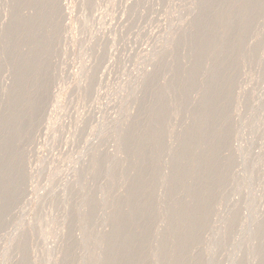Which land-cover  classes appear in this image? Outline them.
Here are the masks:
<instances>
[{"label": "rangeland", "instance_id": "1", "mask_svg": "<svg viewBox=\"0 0 264 264\" xmlns=\"http://www.w3.org/2000/svg\"><path fill=\"white\" fill-rule=\"evenodd\" d=\"M29 2L0 0V264H165V260L172 262L171 255H186L176 257L177 264L182 259L179 264H196L201 260L202 264H237V259L241 261L244 256L245 262L242 260L240 264H250L254 252L260 256L257 250L264 251V171H261L264 124L259 125L264 122V60L260 58L261 54L264 58V0ZM31 15L33 19H29ZM182 54L187 56L181 57L182 63L186 58L189 60L180 66ZM252 57L260 58L262 63L254 58L258 65L254 64ZM174 67L179 71L173 70ZM169 71L175 75L170 74L174 77L170 82L166 80L170 78ZM227 79L230 82L222 85ZM172 88L177 89L173 95ZM222 104L224 109L220 107ZM214 107L222 108L219 115ZM204 112L208 113V119L214 113L213 120L210 117L211 121H205L212 125L204 123L206 129L210 127L205 132ZM255 116L259 121L253 120ZM247 120L251 122H247L248 128L243 127ZM211 127L227 130V135L223 137L221 130L213 128L219 132L216 134L210 131ZM199 128L203 131L198 132ZM259 131L263 132L259 135L261 139H257ZM208 133L212 139L219 135L225 138V142L214 139L219 146L224 144L220 152L216 146H212L216 153L209 146L215 145L212 140L213 143L209 142L210 138L207 147L204 146ZM201 139L205 140L203 144ZM198 143L204 147L198 148ZM182 149L189 150L187 154L183 152L186 159L185 154L183 159L177 155ZM190 151L192 157L188 156ZM207 154L213 155L214 161L218 158L217 167L206 166L213 157L208 158ZM234 157L238 164H231ZM246 158L249 162H245ZM252 159L254 162H250ZM255 163L260 167L257 165L253 172ZM169 167L172 170L176 167L174 170L178 172ZM207 167L218 171L221 180L226 175L223 182L216 180L218 173L208 174L211 172L206 171ZM205 175L216 180L214 183L212 179L209 189L203 182L198 186L208 179ZM204 182L210 184L211 179ZM167 183L177 191L172 192L170 185L168 191ZM196 185L204 186L200 190L205 191H199ZM191 188L197 189L196 193L190 192ZM249 188L253 195L247 194ZM253 188H259V192L254 194ZM178 191L204 193L208 197L201 202L204 212L213 208L216 212L209 215L203 212L201 219L197 211L203 210L200 202H196L201 195L198 199L192 194L193 197L188 196L189 193L175 197ZM169 194L177 201L169 199ZM165 197L169 199L166 202ZM249 197L251 201L255 199L254 204ZM193 201L194 205L197 203L194 210L198 208L196 214L192 213L197 215L196 222L190 214ZM237 202L247 207L242 211L238 210L241 206L235 208V212ZM183 206L186 211L190 210L186 206L192 207L191 212L185 211L189 216L181 215ZM176 207L182 212L178 216L172 214L168 226L166 218L170 215L165 210L179 212ZM144 215L150 216L146 219ZM179 216L194 221L189 223L195 225V230L187 229L190 225L185 226L187 231L183 230L188 223ZM176 217L180 223L185 221L183 225L176 222ZM227 218L231 223H227ZM255 221L262 228L257 224L255 230ZM248 223L250 228L246 226ZM167 226L173 227L172 232L176 226H182L177 234L190 230L188 235L193 238L189 236L186 241L185 235L179 237L183 232L179 236L174 232L176 237L170 239L164 234L168 232ZM158 229L169 238L170 245H166L167 240L162 242L165 237H161ZM250 229L259 230L261 235L256 232V237L253 232V238ZM248 234L249 238H260L250 241L251 244L257 241L256 251V244L248 245L250 239L245 237ZM239 236L244 237V240L240 237L242 242ZM174 238L186 242L182 239L176 243ZM172 241L178 246L183 242L180 245L188 246L191 252L182 246L183 249H175L191 255L178 254L180 251L174 250ZM159 244L163 248L166 245L165 249L171 246L177 254L169 249L170 255L164 256L168 259L161 261L165 252L162 254L164 249L161 251ZM237 244L247 247L245 251L240 247L247 255L235 248ZM229 251L237 254L230 255ZM215 252L218 257L213 262ZM260 253L262 259L254 255L256 264L264 263V252ZM239 254L242 258H237Z\"/></svg>", "mask_w": 264, "mask_h": 264}, {"label": "bare ground", "instance_id": "2", "mask_svg": "<svg viewBox=\"0 0 264 264\" xmlns=\"http://www.w3.org/2000/svg\"><path fill=\"white\" fill-rule=\"evenodd\" d=\"M30 1H31V0H30ZM28 2H29V0H28ZM33 2H35V1H33ZM251 2H252V1H251ZM251 2H247L248 5H249ZM24 3H25V1H24ZM29 3H31V2H29ZM35 3H36V2H35ZM8 5H9V4H8ZM29 5H30V4H29ZM31 5L34 6V3H32ZM31 5H30V6H31ZM35 5H36V4H35ZM25 7H28V6H25ZM34 7H35V6H34ZM34 7H33L32 9L35 10ZM244 8H245V7H244ZM30 9H31V8H30ZM248 9H249V8H247V10H248ZM248 12H249V11H248ZM248 12H247V13H248ZM27 13H30V11L27 12ZM33 13H34V12H33ZM249 13L252 14L253 12H249ZM249 13H248V14H249ZM261 13H263V12H261ZM261 13H260V14H261ZM30 14H32V12H31ZM30 14H29V16H30ZM248 14H247V15H248ZM256 14H257V13H256ZM25 15H26V14H25ZM254 15H255V13H254ZM27 16H28V15H27ZM260 16H262V14H261ZM260 16L258 15L259 18H260ZM31 17H32V18H31ZM31 17H30L29 19H33V15H31ZM244 17H245V16H244ZM250 17H251V15H250ZM252 17H253V15H252ZM255 17H256V16H254L253 19H256ZM258 17H257V18H258ZM246 18H247V17H246ZM196 20H197V18L195 19V21H196ZM198 20H199V19H198ZM198 20H197L196 22H195V21H194V22L197 23ZM245 20H246V19H245ZM248 21H249V19H248ZM248 21H247V22H248ZM245 22H246V21H245ZM259 22H260V19L258 20V23H259ZM245 24H246V23H245ZM248 25H249V22H248L247 26H248ZM185 35H186V34H185ZM188 36H189V34H188ZM225 37H226V36H225ZM225 39H226V38H225ZM225 39H224V40H225ZM190 44H191V43H190ZM190 44H188V46H189L191 49H192V47L194 48L195 43H192V44H194V46H193V45L191 46ZM196 44H197V43H196ZM188 46H187V49L189 48ZM198 46H199V48H200V45H198ZM195 47H196V46H195ZM187 49L185 50V52L187 51ZM202 49H203V47H202ZM193 50H194V49H193ZM195 50H196V48H195ZM195 50H194V51H195ZM200 50H201V49H200ZM200 50H198V51H196V52H199ZM263 51H264V50H263ZM187 52H189V51H187ZM187 52H186L185 54H188ZM196 52L194 53L195 55H197ZM183 53H184V52H183ZM190 53L193 54V51H190ZM185 54H182V56H179V59L181 60V61H180V66H182V64H184L185 61L187 62L186 64H188V60H189V58L187 59V58H186L187 56H186ZM192 54H190V56H192ZM183 55L186 56V57H185L186 59H185V61L182 63V61H183V60H182ZM188 56H189V55H188ZM190 56H189V57H190ZM193 56H194V55H193ZM181 57H182V58H181ZM250 57H251V56H250ZM259 57H260V55H259ZM193 58H195V56H194ZM254 58H255V57H252L253 60H254ZM257 58H258V57H257ZM257 58H255V59H257ZM260 58H261V61L264 60V58L262 59V54H261V57H260ZM260 58H259V59H260ZM191 59H192V58H191ZM259 59H257V61H258ZM248 60H249V59H248ZM248 60H247V61H248ZM191 61H192V60H190L189 63H190ZM247 61H246V62H247ZM251 61H252V60H251ZM251 61H249V62H251ZM254 61H256V60H254ZM254 61H252V62H253L254 64L258 65L257 61H256V62H254ZM261 61L259 60V62H261ZM177 62L179 63V60H177ZM246 62H245V63H246ZM261 63H262V62H261ZM248 64H250V63H248ZM254 64H253V66H256V65H254ZM263 64H264V62H263ZM178 65H179V64H178ZM250 65H251V64H250ZM259 65H260V64H259ZM261 65H262V64H261ZM176 66H177V65H176ZM243 66H244V67H245V66L248 67L249 65H246V64L244 65V64H243ZM263 66H264V65H263ZM177 67H178V69H179V66H177ZM177 67H174L173 70H175V68L177 69ZM247 67H246V68H247ZM251 67H252V65H251ZM263 68H264V67H263ZM178 69H177V70H178ZM171 70H172V69H171ZM173 70H172V73L175 72V71H173ZM178 71H179V70H178ZM178 71H177V72H178ZM169 72H170V73H168V74H169V76H170L171 71H169ZM180 72H181V71H180ZM175 73H176V72H175ZM175 73H174V74H175ZM174 74H173V75H174ZM173 75L171 74V76H173ZM175 75H177V73H176ZM175 75H174V76H175ZM169 76H168V77H169ZM171 76H170V78H167V77H166V80L169 81V82H170L171 80H173L174 77L171 78ZM228 78H229V77H228ZM169 79H171V80H169ZM166 80H165V81H166ZM229 80H231V79L229 78ZM229 80L227 79V82H226V83L224 82L225 84H223V82H222L221 84H222V85H226L228 82H230ZM167 81H166V82H167ZM169 82H168V84L166 83V84L168 85L167 88H170V87H169V84H170ZM163 83H164V82H163ZM163 83H162V86H163ZM263 84H264V83H263ZM172 86H173V85H171V87H172ZM163 87L165 88L166 85L163 86ZM220 87H221V86H220ZM223 87H224V86H223ZM164 88H163V89H164ZM172 89H173L174 91H172ZM172 89H170L171 91L168 89L170 92H172L171 95L174 94L173 92L177 91V89H175V88H172ZM215 89H216V88H215ZM249 89H250V88H249ZM249 89H248V91H249ZM178 90H179V89H178ZM216 90H217V89H216ZM250 90H251V89H250ZM245 91H247V89H246ZM245 91H244V92H245ZM253 91H254V90H253ZM163 92H164V91H163ZM165 92H167V91L165 90ZM170 92H169V93H170ZM214 93H215V92H214ZM245 93L248 94L249 92H245ZM250 93H251V91H250ZM250 93H249V94H250ZM165 94H166V93H165ZM167 95H168V93H167ZM169 95H170V94H169ZM169 95H168V96H169ZM210 100H211V98H210ZM262 101H263V100H262ZM225 102L228 103V100H226ZM261 103H262V102H261ZM263 103H264V102H263ZM263 103H262V104H263ZM225 104H226V103H225ZM243 104H244V103H243ZM245 104H246V103H245ZM262 104H260V105L262 106ZM219 106H220V105H219ZM219 106H218V107H219ZM241 106H242V108H243V106H245V105H241ZM220 107H222V108L224 109V104H222V106H220ZM216 108H217V107H216ZM216 108L214 107L213 110H215ZM222 108H219V110L222 109ZM217 109H218V108H217ZM208 110H209V109H208ZM219 110H215V111H219ZM220 111H222V110H220ZM220 111L218 112V115H219ZM241 111H242V110H241ZM207 112H208V111H207ZM207 112H204V114H203V115H205V117L203 118V119H205L204 121H202L203 119H201L202 116H203L202 113L200 114V115H201V118H200L201 120H200L199 117H198V119H199L200 121H202L203 124L205 123V121L209 122V121H211V120L214 119V118H213V117H214V113H213V114L210 113L211 115L209 114V115H210V116H209V119H210V117L213 116V117L211 118V120H209L208 117H207V116H208L207 114H208L209 112H211V111H209L208 113H207ZM212 112H213V111H212ZM260 112H261V111H260ZM260 112H259V113H260ZM216 113H217V112H216ZM259 113H258V115H259ZM239 114H240V113H239ZM260 114H261V113H260ZM200 115H199V116H200ZM215 116L217 117V115H215ZM206 117H207V118H206ZM216 117H215V118H216ZM254 118H256V119H254ZM254 118H253L254 121H256V120L259 121V119H257L258 117L255 116ZM206 119H207V120H206ZM251 120H252V119H251ZM253 120H252V123H253ZM200 121H199V122H200ZM207 122H206V123H207ZM247 122H249V121H248V120L245 121V123H247ZM260 122H261V120H260ZM206 123H205V124H206ZM210 123H212V122H210ZM249 123H251V122H249ZM255 123H256V122H255ZM203 124H201V125H203ZM205 124H204V125H205ZM207 124H208V126H209V125H212V124H209V123H207ZM226 124H227V123H226ZM230 124H231V123H230ZM253 124H254V123H253ZM260 124H264V122H263V123H259V125H260ZM201 125H200V126H201ZM204 125H203V126H204ZM228 125H229V124H228ZM244 125L247 126V125H249V124H248V123H247V124H243V127H245ZM251 125H252V124H251ZM208 126L205 125L204 132H205L206 130H209L210 127H209L208 129H206ZM218 127H219V126H218ZM249 127H250V126H249ZM211 128L213 129L214 127H211ZM224 128L226 129V127H224ZM247 128H248V126H247ZM199 129H200V130H199ZM199 129H197L198 132L201 131V130L203 131V129H201V128H199ZM214 129H215V130H218V131L221 130V131H220V132H221L220 134H221L222 136L224 135L223 137H225V135H227V130H226V132H224L223 129H221V128H220V129H216V128H214ZM214 129H213V130H210V131H214ZM225 129H224V130H225ZM242 129H243V128H242ZM262 129H263V128H262ZM197 130H196L195 132H197ZM244 130H245V129H244ZM258 130H259V129H258ZM218 131H217V133H219ZM222 131H223V132H222ZM214 132L216 133V131H214ZM214 132H212L213 136H214V134H215ZM261 132H262V131H261ZM261 132L259 131V134L256 132L257 135H258V136H257V139L260 137L259 135H261V134H260ZM263 132H264V129H263ZM263 132H262V133H263ZM209 133H210V132H209ZM209 133H208V138H207L206 136H204V137H206V142H204L205 140H202V139H205V138L202 136L203 138L201 139V144H203V142H204V146L207 147V145H205V144L207 143V141H208L209 138H210V141H209V142H211V143H213L214 141L216 142V140H214V139H220V141L222 140L221 142H225V141H224L225 138H223L221 135H219L217 138H215V137H216V134H217V133H216V134H215V137H213L214 139H212V135L209 134ZM222 133H226V134H222ZM195 134H196V133H195ZM198 134H199V133H198ZM201 134H202V132H201ZM254 134H255V133H254ZM196 135H197V134H196ZM263 135H264V134H263ZM199 136H201V135H199ZM210 136H211V137H210ZM220 137H221V138H220ZM251 137L253 138V136H251ZM251 137H250V138H251ZM253 139H254V138H253ZM259 139H261V137H260ZM262 139H264V136H263ZM211 140H212L213 142H212ZM217 141H218L219 144H220V141H219V140H217ZM255 141H257L256 138H255ZM209 142H208V144H209ZM215 142H214L215 145H213V144L210 145V144H209V146H211V148H212V146H216V148H219V152H220V150H221V148L223 147L224 144L221 143L222 145L220 144V146H221V147H220V146H219L218 144H216ZM263 142H264V141H263ZM256 143H257L256 145L259 144L258 142H256ZM198 144L200 145V143H198ZM198 144H197V146H195L196 149H197V147L199 146ZM261 144H262V143H260V146H262ZM239 145H240V143H239ZM242 145H243V144H242ZM263 145H264V144H263ZM201 146H202V145H200L198 148H201ZM204 146H202V148H203ZM217 146H218V147H217ZM195 147H194V148H195ZM238 147H239V146H238ZM258 147H259V146H258ZM263 147H264V146H263ZM263 147H262V148L259 147V148L263 149ZM192 148H193V147H192ZM208 148H210V147H208ZM211 148H210V149H211ZM213 148H214V149H213ZM213 148H212V149L215 150V153H216V149H215V147H213ZM240 148H245V146H244V147H240ZM206 149H207V148H206ZM206 149H205V151H207ZM254 149H255V148H254ZM184 150H186L187 152L184 151ZM184 150L182 149V152L179 151L177 155H179V156L181 155V158H182L183 155H184L185 153H186V154L188 153V151L190 150V148H189V150H188V149H184ZM194 150H195V149H194ZM202 150H203V149H201V151H202ZM208 150H209V149H208ZM213 150H212V151H213ZM246 150H247V149H246ZM195 151H196V150H195ZM195 151H194V152H195ZM197 151H200V149H198ZM212 151L210 150V152H212ZM217 151H218V149H217ZM253 151H254V150H253ZM257 151L259 152L260 150H257ZM183 152H185V153H183ZM207 152H209V151H207ZM254 152H255V151H254ZM254 152H253V153H254ZM179 153H180V154H179ZM181 153H183V154H181ZM190 153H191V151L189 152V154H190ZM197 153H198V152H197ZM197 153H195V154H197ZM205 153H206V152H205ZM213 153H214V151H213ZM213 153H212V154H213ZM215 153H214V154H215ZM246 153H248V152L246 151ZM256 153H257V152H256ZM186 154H185V156H184L185 159H186V156H187ZM192 154H193V152H192ZM217 154H218V152H217ZM249 154L251 155L252 152L249 153ZM262 154L264 155L263 150H262V152H261V156H262ZM205 155H206V154H205ZM250 155H249V157H250ZM252 155H253V154H252ZM188 156H191V154L188 155ZM193 156H194V155H193ZM212 156H213V155H212ZM212 156H209V155L207 154V157H208V158H209V157H212ZM216 156H217V155H216ZM259 156H260V152H259ZM259 156H258V157H259ZM191 157H192V156H191ZM217 157H218V156H217ZM217 157H216V158H217ZM247 157H248V155H247ZM258 157H257V158H258ZM262 157H263V156H262ZM181 158L179 157V159H181ZM188 158H189V157H187V159H188ZM208 158H207V162H208ZM259 158H260V157H259ZM182 159H183V158H182ZM185 159H184V160H185ZM209 159H212V160H213V159H214V156H213L212 158H209ZM217 159H218V158H217ZM217 159H216L215 161H214V160H213V161H212V160L209 161V163H206V166L209 164V167L212 166L211 169L214 168V164L218 162ZM234 159H235V157H234ZM236 159H237V158H236ZM236 159H235V161H234L233 158H232L233 162H231V164H232V163L234 164L235 162H237V164H238V161H236ZM246 159L248 160V158H246ZM263 159H264V157L262 158V160H263ZM260 160H261V158L259 159V162L262 161V160H261V161H260ZM216 161H217V162H216ZM230 161H231V160H230ZM252 161L254 162L253 159H252L250 162H252ZM263 161H264V160H263ZM184 162H185V161H184ZM210 162H211V163L214 162L213 165H211ZM245 162H249V160H248V161L245 160ZM255 162H257V161H255ZM259 162H257V163H259ZM218 163H219V162H218ZM218 163H217V164H218ZM229 163H230V162H229ZM229 163H228V165H229ZM262 163H263V162H262ZM262 163H261V165H262ZM182 164H183V163H182ZM182 164H179L180 167H181ZM194 164H195V163H194ZM194 164H193V166H192L193 168H195ZM196 164H197V162H196ZM231 164H230V165H231ZM255 164H256V163H255ZM179 165H178V166H179ZM183 165H185V164H183ZM183 165H182V167H183ZM198 165H199V163L197 164V167H196L197 169L200 168V167H198ZM215 165H216V164H215ZM228 165H227V169H228ZM235 165H236V164H235ZM257 165H259V167H260V164H256V167H255V168L253 167L255 170H253V169H250V170H253V172H255V171L257 170L256 168H258ZM263 165H264V164H263ZM201 166H202V165H201ZM203 166H204V165H203ZM206 166H204V167L206 168ZM176 167H177V166H176ZM176 167H175V168H176ZM204 167H203V168H204ZM215 167H217V165H216ZM263 167H264V166H263ZM170 168H171V167H169V170H170ZM175 168H174V169H175ZM177 168H178V167H177ZM183 168H184V167H183ZM205 168H204V169H205ZM207 168H208V167H207ZM229 168H230V166H229ZM174 169H173V170H174ZM180 169H181V168H180ZM211 169H209V168L206 169V171L209 170V171L211 172V173H208V172H207L208 174L213 175L212 173H214V175H215V173H218V171L216 172L214 169L211 171ZM171 170H172V168H171ZM173 170H172V172L175 171V170H174V171H173ZM198 170H199V169H198ZM259 170H260V168H259ZM176 171H177V169H176ZM176 171H175V172H176ZM213 171H214V172H213ZM226 171H227V170H225V172H226ZM228 171H229V170H228ZM261 171L263 172L264 169L261 170ZM170 172H171V171H170ZM172 172H171V173H172ZM175 172H174V173H175ZM177 172H178V171H177ZM220 172H221V171H220ZM223 172H224V171H222V173H223ZM248 172H251V171H248ZM257 172H258V171H257ZM263 173H264V172H263ZM263 173H262V174H263ZM218 174H219V173H218ZM226 174H228V172H227ZM247 174H248V173H247ZM247 174H245V175H246V176H245L246 178L249 177L248 175L251 174V173H249L248 175H247ZM258 174H260V173H258ZM206 175H207V174H206ZM206 175H205V177L207 178L208 176H206ZM223 175H225V173H223ZM223 175H222V176H223ZM260 175H261V174H260ZM260 175H259V176H260ZM218 176H219V177H218ZM220 176H221L220 174L217 175V176L215 175L216 178L218 177V178L216 179V180L218 181V183H219ZM225 176H226V175H225ZM225 176H223V177H225ZM263 176H264V175H263ZM205 177H203V178L206 179ZM212 177H214V176H212ZM223 177H221L222 180L220 179V180H221L220 182H223ZM251 177H252V175H251ZM255 177L258 178V175L255 176ZM255 177L253 176V178H255ZM226 178H227V177H226ZM241 178H242V176H241ZM241 178H238V180L241 179ZM253 178H252V179H253ZM208 179H211V183H210V184L208 183L209 181H208L207 183L204 182V181H207ZM208 179H207V180H204V181L202 180V181H201V184L198 185V186H202V182H203L204 185H205V184H206V185H207V184L209 185V186H207L208 188H206V189H209L210 185L213 184V181H214L215 179H213V178H209V177H208ZM212 179H213V181H212ZM247 179L250 180L251 178L249 177V178H247ZM216 180L214 181V183L216 182ZM241 180H244V179H241ZM244 181H245V180H244ZM187 182H188V181H187ZM242 182H243V181H242ZM240 183H241V181L238 182V184H240ZM167 184H168V185H167V188H168L169 185L171 186L170 183H167ZM172 185H174V184L172 183ZM206 185H205V187H206ZM184 186H186V185H183V188L186 189L187 187H184ZM198 186L196 185L195 187H196L197 189H199V191H202V192L205 191V189H204V190H200V188H205L204 186H203V187H198ZM211 186H212V185H211ZM171 187H172V190H171V188H170V190H171L172 192L175 193V191H177V190H175L176 187L174 186V188H175L174 190H175V191H173V186H171ZM181 188H182V186H181ZM181 188H180V189H181ZM250 188H251V190H252V187H250ZM250 188H249V190H250ZM185 189H184V190H185ZM197 189H196V190H197ZM255 189H256V188H255ZM255 189L253 188V190H254L253 193H254L255 191L257 192V191L259 190V188H258V190H255ZM167 190L170 191L169 188H168ZM167 190H166V191H167ZM182 190H183V189H182ZM189 190H190V192L192 191L193 193H196V192H194V191H196L195 188H191V189H189ZM249 190H248V193H247V194H251L252 191H251V190L249 191ZM260 190H261V189H260ZM262 190H263V189H262ZM262 190H261V191H262ZM186 191H187V189H186ZM186 191H183V192H185V193H184V194L181 193V194H182V195L188 194L189 191H188V193H187ZM199 191H197V194H195V195H193V194L191 193L195 198H196V196H197V199H198V196L201 195V196L199 197V200H196L195 198H193L192 200H194V201L196 200V202L198 201V202H200V203H201L202 201L205 202L206 199H208V197H209V190L206 191V192H208V195H207V193H206V196H208L207 198L204 197V195H203L204 193H203V194H199V193H200ZM172 192H171V194H173ZM179 192H182V191H178V192H177L178 195H175V194H173V195H175V197H176V196H179V195L181 196V194H179ZM198 192H199V193H198ZM202 192H201V193H202ZM258 192H259V191H258ZM165 193H166V192H165ZM165 193H164V194H165ZM167 193H169V192H167ZM177 193H176V194H177ZM260 193H261V192H260ZM191 194L189 193L188 196H189V195L191 196ZM254 194H255V193H254ZM261 194H262V193H261ZM169 195H170V194H169ZM202 195H203V197H204L205 199L202 197ZM251 195H253V194H251ZM256 195H257V196H261V195H258V193H256ZM256 195H255V196H256ZM164 196H166V194H165ZM193 196H191V197H193ZM167 197L170 199V198H171V195H170V196H167ZM172 197H173V196H172ZM201 197H202L203 200L200 199ZM162 199H163V198H162ZM169 199H166V197H165V199H164L165 201H164V202H166V200H169ZM171 199H173V198H171ZM177 199H179V198H177ZM250 199H252V197H249V200H250ZM253 199H254V198H253ZM173 200H174V199H173ZM200 200H201V201H200ZM174 201H177V200H174ZM194 201H193L192 203H190L191 206L193 207V209H192V207L190 208L189 206H186L187 209H190V210L186 211L185 209H183L184 206L181 207L182 210L184 211V212L181 214V215H183V217H185L186 214H187L186 216H189V215L191 214V216L193 217V218H191L192 220H194V218L197 217V215L195 216L194 214H192V213H195V212L198 210V208H197V210H194V207H195V209H196V206H197V203H198V202H197V203L195 202L196 204L194 205V204H193ZM250 201H251V200H250ZM172 202H173V201H172ZM253 202L255 203V199H254V201H251V204H254ZM173 203H174V202H173ZM173 203H172V205H173ZM175 203H176V202H175ZM200 203H198L199 207H201V205H202V203H201V204H200ZM237 203H238V202H237ZM246 203H248V202H246ZM249 203H250V202H249ZM192 204H193L194 206H193ZM203 204H204V203H203ZM235 204H236V203H235ZM240 204H242V203L240 202ZM240 204L238 203V205H236L237 207H234L232 204H231V205L234 207V209H235V208L238 209V207L241 206ZM243 204H245V203H243ZM251 204H250V205H251ZM186 205H188V204H186ZM246 205H249V204H246ZM168 206L171 207V200H170V203H169ZM174 206H175V204H174ZM165 207H167V206H165ZM172 207H173V206H172ZM188 207H189V208H188ZM244 207H245V205H244ZM244 207L241 206V208L238 209V210H241V209H243ZM246 207H247V206H246ZM246 207H245V208H246ZM176 208H177V210H178V207H176ZM201 208H202L201 210H203L202 213H200L201 211H200V212L197 211V214H198V216H199V214H200L199 217L202 219V218H204V217H203L204 215L202 216V214H204L207 210L204 212L205 209L203 208V206H202ZM230 208H231V206H229V209H230ZM163 209H166V208H163ZM168 209L170 210V208H167V210H165V211H166L165 213H167V216L170 215V216L167 217V218L165 217L167 221L169 220V218L171 217L172 214H173V216H174V214H175V216H178V215H180V213L182 212V210H181L180 208H179V209L181 210V212H180L179 210H178L179 212H176V211L174 210L175 213H171V212L173 211L172 209H175V207H173V208L170 210L171 212L168 211ZM191 209H192L193 212H191ZM213 209H214V208H213ZM213 209L210 210L209 212L207 211L208 213H207V212H206V213L209 215V213H211V211H214ZM234 209L231 208V210H233V211H234ZM199 210H200V209H199ZM215 210H216V209H215ZM167 211L170 212L171 214L168 213ZM185 211H186V212H191V213L189 214V213H186ZM241 211H242V210H241ZM162 212H164V211H161V213H162ZM203 212H204V213H203ZM214 212H216V211H214ZM231 212H232V211H231ZM235 212H237L236 209H235ZM235 212H234V213H235ZM251 212H252V211H251ZM161 213H159V214H161ZM185 213H186V214H185ZM232 213H233V212H232ZM232 213L230 214L229 217H232ZM238 213H239V211H238ZM249 213H250V212H249ZM162 214H163V213H162ZM162 214H161V215H162ZM168 214H169V215H168ZM176 214H177V215H176ZM195 214H196V213H195ZM207 214H206V215H207ZM235 214H237V213H235ZM252 214H253V213H251V214H249V215L254 216V214H253V215H252ZM164 215H166V214H164ZM193 215H194V216H193ZM149 216H150V215H144L143 218H146V219H147ZM191 216H190V217H191ZM179 217H180V216H179ZM199 217H198V218H199ZM235 217H236V219H237V215H236V216H233V218H232V222H233V219L236 220ZM158 218L160 219V216H158ZM161 218H163V216H162ZM165 218H163V219H165ZM176 218H178V217H176ZM186 218H187V219H185V218H184V219H181V217H180V220H185V221L187 220L186 223H188V225H187V224L183 225V222H185V221H181L182 223H180L179 218H178V221H176V222H179V225L182 224V225L184 226V228H185V226L188 227V226L190 225V223H189L190 221H191L192 223H195L196 220H197V219L195 218V220H194L195 222H194V221H192V220L189 221L190 218H189V219H188V217H186ZM200 218H199V219H200ZM159 219H158V220H159ZM163 219H161V222H162ZM170 219H171V218H170ZM172 219H173V221L176 220L175 218H172ZM227 220H228L227 223H229V221H230V223H231V219L229 220V219L227 218ZM167 221H165V225H164V226H166V222H167ZM170 221H171V220H170ZM170 221H168L167 223H169ZM173 221H172V223H173ZM159 222H160V221H159ZM174 222H175V221H174ZM234 222H235V221H234ZM234 222H233V223H234ZM258 222H259L260 225H261V223H262L261 220H260V221L258 220ZM263 222H264V221H263ZM173 224H174V223H173ZM175 224H176V223H175ZM175 224H174V225H175ZM177 224H178V223H177ZM225 224H226V222L224 223V225H225ZM246 224H247V223H246ZM246 224H245V225H246ZM251 224H253V223H251ZM257 224H258L257 221H255V224H254V225H257ZM169 225H171V222L168 224V226H169ZM193 225H194V224H192V226L190 225L187 229H189V228L192 227V228H194V229H191V230L194 231V230H195V225H194V227H193ZM245 225H244V226H245ZM254 225H253V226H254ZM258 225H259V224H258ZM258 225H257V226H254L253 228L256 230V227H258ZM260 225H259V227H260ZM162 226H163V224H162ZM164 226H163V227H164ZM168 226H167V227H168ZM172 226H173V225H172ZM228 226H229V225H228ZM246 226H248V228L251 227L249 223H248V225H246ZM167 227H166V229L169 228V230H166V229H165V231H168V232H169L171 227H168V228H167ZM173 227H175V226H173ZM173 227H172V228H173ZM181 227H182V226H180V228H181ZM226 227H227V224L224 226V228H226ZM172 228H171V229H172ZM180 228H177V226H176V230H175V231L173 230V232L170 231L169 233L167 232V233H164V234L167 235V236L170 238V237H176V236H179V235H181V233L183 232V234H182L183 236H179L180 238H181V237H184V235H185L184 238H185V239L187 238L186 241H187V240L189 241L190 238H191V239L193 238L192 235H191L192 237L190 236V234L188 235V232H189L190 230H188L187 234H186V233L184 234V232L187 231L186 228L183 229V230H185V231H182L181 233L179 232L180 234L178 233V234H179V235H178V234H177V229L179 230ZM182 228H183V227H182ZM245 228H246V227H245ZM245 228H244V230H245ZM248 228H247V229H248ZM260 228H262V226H261ZM260 228H259V230H260ZM263 228H264V227H263ZM174 229H175V228H174ZM242 229H243V228H242ZM242 229H241V230H242ZM158 230H159V229H158ZM158 230L156 231V234H158L157 232H159L161 229H160L159 231H158ZM181 230H182V229H180L179 231H181ZM259 230H257V231L254 232L253 229H250L249 231H252V232H250V234L253 233V232H254L253 234H255L256 232L259 233ZM263 230H264V229H263ZM161 231H162V230H161ZM161 231H160V232H161ZM165 231H164V232H165ZM247 231H248V230H247ZM171 232H172V233H171ZM174 232H175V233H174ZM191 232H192V231H191ZM261 232H262V230H260V233H261ZM173 233H174L176 236H175ZM189 233H190V232H189ZM192 233H193V232H192ZM192 233H191V234H192ZM258 233H256L258 236L261 235L260 233H259V234H258ZM262 233H264V231H263ZM169 234H173V236H172V235L169 236ZM250 234L245 235V237L248 239V238H249L248 236H249ZM253 234H251L250 236H253V238H254V236H255L256 234H255V235H253ZM159 235H160V234H159ZM161 235H162V236H161ZM161 235H160L161 237H163V238L165 237V236H163V233H162V232H161ZM187 235H188V236H187ZM193 235H194V234H193ZM257 235H256V237H257ZM262 235H263V238H264V234H262ZM133 236H134V235H133ZM189 236H190V238H188ZM134 237H135V236H134ZM134 237H133V238H134ZM179 237H178V238H179ZM240 237H241V236H239L238 239H239ZM260 237H261V236H260ZM133 238H131L132 241H133ZM137 238H138V237L136 236V239H137ZM163 238H162V240H163ZM166 238H167V237H165V238H164L165 240H163L162 242H164V241H166V240L169 241V240H168L169 238H167V239H166ZM241 238H242V240H244V239H243L244 237H241ZM241 238H240L239 240H241ZM253 238L250 237V238H249L250 240H249V242H248L249 244H248V243H247V244H248V245H255V244H256V245L254 246V247H255V251H256V250H257L256 246H257V244H258L257 241H256L254 244H253V243H252V244L250 243V241L252 242L251 239H253ZM258 238H259V237H258ZM258 238H255V239L257 240ZM134 239H135V238H134ZM170 239H171V238H170ZM174 239H175V238H174ZM182 239H183V238H182ZM182 239H175V240H177L176 243L178 242V240H182ZM247 239H245V240H247ZM255 239H253V240H255ZM259 239H260V238H259ZM129 240H130V238H129ZM160 240H161V239H160ZM160 240H159V241H160ZM175 240H174V241H175ZM242 240H241V242H242ZM132 241H131V242H132ZM167 241L165 242L166 245H170V241H169V244H167ZM182 241H185V240L183 239ZM186 241H185V242H186ZM247 241H248V240H247ZM131 242H130V243H131ZM133 242H134V241H133ZM162 242H161V243H162ZM172 242H173V241H172ZM172 242H171V243H172ZM185 242H184V243H185ZM236 242H239V241H236ZM241 242H239V243H241ZM244 242L246 243V241H244ZM258 242H259V241H258ZM158 243H159V242H158ZM158 243H157V244H158ZM165 243H164V244H165ZM173 243L175 244V242H173ZM173 243H172V244H173ZM180 243H183V242L180 241V242H179V246H178V244H175V246H173L174 244H173V245L171 244V245H172V247H174V250L180 251V250H178L179 247H180V249H181L182 247H184V246H182V245H184V244L180 245ZM220 244L222 245V243H220ZM241 244H243V243H241ZM159 245H160V249H161V251L164 249V251L162 252V254L165 252V254H163V256H161V257H163L164 259H162V258L160 257V258H161V261H162V260H165V259H168V257L166 258V257H164V256H165V255H167V256L170 255V254H168V253H170V250H169V249L172 250L171 246L168 247L167 249H165V248H166V247H165L166 245H164V248H163V246H162L163 243H162V245H161V244H159ZM176 245H177V247H176ZM244 245H245V244H244ZM181 246H182V247H181ZM218 246H219V245H218ZM246 246H247V245H246ZM156 247H157V246H156ZM187 247H188V246H186V247H184V248L186 249ZM236 247H239V249H240V247H243V245H240V244H239V246H238V244H237V246H235V248H236ZM248 247H249V246H248ZM162 248H163V249H162ZM175 248H178V249H175ZM244 248L247 249V247H245V246H244L242 249L244 250ZM251 248H252V246L250 247V249H251ZM156 249L158 250V247H157ZM160 249H159V250H160ZM182 249H183V248H182ZM185 249H184V250H185ZM189 249H190V248H189ZM189 249L187 248V252H191V251H189ZM231 249H232V248H231ZM166 250H168V252H167ZM174 250H172V253L175 252ZM235 250H238V248L235 249ZM243 250H242V252H243ZM130 251H132V250H130ZM130 251H129V252H130ZM177 251L174 253V255L177 254ZM182 251H183V250H182ZM232 251H233V249H232ZM232 251H229L230 255H232V254H231ZM239 251L241 252V249H240ZM244 251H245V250H244ZM246 251H248V250H246ZM261 251H262V253L264 252L263 250H261ZM261 251H258V250H257V252H259L260 256H259V255L257 256L258 253L256 252L257 254H255V252L253 251V252H254V253L252 254L253 258H251L252 260L250 259V260L253 261V262L250 263V264H256L257 261H254V260H256L257 257H258L257 259H262V257H261V253H260ZM129 252H127V254H129ZM157 252L159 253L160 251H157ZM157 252H156V253H157ZM166 252H167V254H166ZM187 252L185 251V253H187ZM234 252H235V251H234ZM234 252H232V253H234ZM236 252H237V251H236ZM236 252H235V253H236ZM242 252H241V254H244V253H242ZM131 253H132V252H131ZM179 253H181V255H182V254H183V255L185 254L184 251H183V252L180 251V252H178V254H179ZM193 253H194V252H193ZM215 253H216V252H215ZM162 254H161V255H162ZM188 254H189V255H188ZM213 254H214V253H213ZM216 254H217V255H213V256H215V258L212 259L213 262H214V260L216 259V257H218V252H217ZM236 254H237V253H236ZM236 254H235V255H236ZM248 254H249V253H248ZM263 254H264V253H263ZM187 255L190 256L191 254H190V253H187ZM220 255H224V254H219V256H220ZM226 255H227L228 257H232V256H229L228 253H227ZM239 255H240V254H239ZM239 255H237V256H238L237 258H242L241 255H240V256H239ZM244 255H247V254H244ZM254 255L257 256L255 259H254ZM171 256L173 257V255H171ZM177 256H179V255H177ZM177 256H174V257H175V260H172V257H170L171 259L169 258V260L172 261V262L167 263L166 260H165V262H166L167 264H171V263L174 264L175 261H176V257H177ZM213 256H212V258H213ZM174 257H173V258H174ZM180 257H181V258H182V257L184 258V257H186V255H184V256H180ZM180 257H177V259L180 258ZM259 257H260V258H259ZM219 258H222V257H219ZM233 258H234V257H233ZM237 258H236V259H237ZM244 258H245V256L241 259V261L243 260V261L245 262V259H246V258H245V259H244ZM156 260H159V258H157ZM169 260H168V261H169ZM182 260H184V259H182ZM182 260H179V261L177 260V261H178V264L180 263V261L182 262ZM212 260H211V262H212ZM217 260H220V259H217ZM231 260H233V259L230 258V261H231ZM237 260H238V263L240 264V262H241V261H239L240 259H237ZM237 260H236V261H237ZM247 260H249V259H247ZM161 261H156V262L159 263V262H161ZM201 261H202V260H201ZM201 261H198V262H201ZM215 261H216V260H215ZM236 261H235V262H236ZM243 261H242V262H243ZM251 261H250V262H251ZM259 261H261V260H259ZM198 262H197V263H198ZM162 263H163V262H162ZM166 263H165V264H166ZM197 263H196V264H197ZM232 263H233V262H232ZM232 263L230 262V263H227V264H232ZM238 263H237V264H238ZM257 263H258V262H257ZM260 263L262 264L263 261H261ZM175 264H177V263H175ZM198 264H202V262H201V263H198ZM203 264H204V263H203ZM241 264H245V263H241ZM246 264H247V262H246ZM248 264H249V262H248ZM263 264H264V263H263Z\"/></svg>", "mask_w": 264, "mask_h": 264}]
</instances>
